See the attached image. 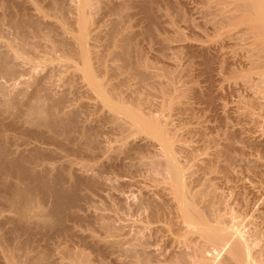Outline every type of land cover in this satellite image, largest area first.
<instances>
[{"label": "bare ground", "instance_id": "6f19581e", "mask_svg": "<svg viewBox=\"0 0 264 264\" xmlns=\"http://www.w3.org/2000/svg\"><path fill=\"white\" fill-rule=\"evenodd\" d=\"M1 1V0H0ZM4 0H2L3 2ZM7 0H5L6 2ZM15 1V4H16V1L17 0H14ZM13 0L10 2L12 3V5L14 4ZM35 1V0H34ZM34 1L31 3V1L27 0V1H23V0H18L17 2L20 3V5H16V6H12V5H7V4H10L8 1H7V4L5 3V5L2 6L0 5V8H1V11H0V38H3L5 37V35H7L8 31H13V30H18V32H14V36L16 35V33H18L17 35L19 36H15V37H18L16 38L17 40H15V42L13 41L12 42V38H10V42H12L14 45H13V48L10 47V45H7L6 44V41L5 43L4 40L2 42V40L0 42V245H3V248L1 247L0 248V264H8V263H11V264H18L17 260L19 259L16 254L14 252H16L17 248L21 245L19 242L23 239L26 238L25 242H27L28 244H26V247H25V250L28 251L26 248H27V245L28 247L31 246L29 245V242L31 239L32 236H35L36 235H40L42 237L43 240L42 243L43 245L45 246V244H47L46 246H48V241H51L53 240L51 243L55 244L56 241L58 244V242H63L62 240L64 239L63 237L64 236H71V237H75L74 241H82L83 237L80 239L79 237V233L81 230L79 229H76L78 228V225H75L74 223L72 222H77L79 223L80 221H83L82 220V216L80 214V211L83 210V203L86 205V202H88L87 200L91 199V195L88 193L87 194V190H90L88 192L92 193L91 190H94L95 191L97 190H100L99 188H101L99 186L100 183H98V181H96L95 177L91 174H94L91 172H87L88 169H85L86 171L81 170V174L78 175V178H76L75 181H73L72 179H70L69 177H67L65 175L66 172H63V168H64V171L68 168H66L65 166H68L69 165V169L70 167L74 166L75 163L77 164V161L73 160L74 162H72V160H68V163L66 162V160H63L62 158H64L62 155H58L59 152H66V151H69V152H72V153H75L76 155H80V156H85L87 153L88 155L89 154H92L94 153V149H97V146H98V151L102 148L99 149V143H101L99 141V134L102 133L100 132V127H97L95 125L93 126H87L83 123H81V121L78 120V118L76 116H78V114H75V112L73 111V109H70L68 108V98L70 96L67 95V94H63V95H59V97H53L52 95L48 94L49 92V89L50 87L48 86L49 83H50V80L52 79V77L54 76L55 74V71L51 68H49L47 74H45V76L43 75L44 72H43V76L41 77H38V75L35 76V74L33 73V70L32 72L30 73L28 69L26 68H22L23 70H20L19 67H23V66H26V65H30L31 63V60L33 62V59H20V57L18 56V53L16 52L17 49L18 51L21 50L22 52H29V51H34V49L38 48V47H42L44 50L45 48L49 51V54L51 53V55L55 54V53H59V54H63V55H68L70 56L71 58H73V60L75 59H79V60H82L83 57H81V55H84V53L86 54L87 52V48L88 47V44L87 41V36L90 37V36H93L91 41L93 42H98L96 40H102V39H105L104 37H102L101 33H97L96 31V25L98 24L99 21H96L95 23L91 21L92 18H90L92 12H93V9L95 7V10L97 12V9L96 8H99L97 4H100L103 2V0H82V4H81V7L78 6L81 8L79 10V8L77 9L76 7V10H78L77 12L74 11L73 15L74 16H71V9L70 7H72L71 5H68L70 4L71 0L69 1L68 3V0H47V3L50 2V6L48 5L49 9H50V14L48 15V13L46 14L47 18L45 19H50L52 16L53 18L55 17L56 19H59L61 18V20H65V24L64 25H60V24H57V23H54L52 20L48 21L46 20L47 22H45L44 19V13H39V1ZM105 1V0H104ZM108 1V0H107ZM106 1V3H107ZM112 1V0H110ZM109 1V2H110ZM115 0L112 1V4ZM117 1V0H116ZM162 2L163 0H121V3L120 5L123 7V6H126L128 8V6H130V8H122V10H117L118 12H127V10L129 9H136L137 7L140 8V10L143 11V15H145L142 19H145L148 23H153V22H157L158 20V14H160L159 12L161 11H157L159 10V6H157V4L159 2ZM165 1V0H164ZM168 1V0H167ZM166 1V3H167ZM186 2V0H184ZM213 2L215 0H212ZM43 2H45L43 0ZM42 1L40 3H43ZM73 2V1H72ZM71 2V4H72ZM108 2V3H109ZM118 2V1H117ZM176 2V1H175ZM198 2H204V1H198ZM208 2V1H207ZM205 1L204 4L207 3ZM210 2V1H209ZM209 2H208V6H209ZM4 3V2H3ZM34 3V4H33ZM38 3V4H37ZM79 3V2H78ZM106 3H103L102 5L104 6H107L110 8L111 6L113 5H109L111 4V2L109 4L106 5ZM116 3V2H115ZM165 3V2H164ZM163 3V4H164ZM216 5L217 7H219L223 10H226L227 12H224L222 11L221 15H222V24L225 26L226 24H229L228 26H238L239 28H241V25H242V28H243V31L245 32V34H243L242 32L243 31H239V35H245L247 36H251V43H253V47H254V53L256 57V59L251 57L248 59L249 61L253 60V58L255 60H257V66H260L259 64H263L261 67H257L259 68L258 70H264V62H261V61H264V0H217L216 2H214V4H217ZM37 4V5H35ZM46 4V2H45ZM74 4V3H73ZM160 4V3H159ZM174 4V3H173ZM176 4V3H175ZM192 4V3H191ZM211 4V3H210ZM214 4H212L214 6ZM44 5V4H43ZM77 4H75L76 6ZM115 6H117L116 4H114ZM162 5V4H161ZM195 5V4H194ZM201 5V4H200ZM199 5V6H200ZM34 6L36 8H34ZM47 6V4L45 5ZM70 6V7H69ZM101 7V5H99ZM103 6V7H104ZM114 6V7H115ZM119 6V5H118ZM119 6V7H121ZM215 6V7H216ZM5 7V9H4ZM42 7V6H41ZM46 7V9L48 8ZM51 7V8H50ZM74 7V5H73ZM108 7H104V8H108ZM158 7V8H157ZM212 7V6H211ZM216 7V9H217ZM117 8V7H116ZM193 8V7H192ZM197 8V7H196ZM218 8V9H219ZM42 9H45V7L43 6ZM41 9V10H42ZM49 9H47L49 11ZM75 9V8H74ZM73 9V10H74ZM103 9V8H102ZM121 9V8H120ZM124 9H127L124 11ZM157 11V14L156 11ZM210 9V8H209ZM214 11L216 12L215 8H213ZM217 9V10H218ZM221 9V10H222ZM38 12H37V11ZM101 10V9H100ZM98 10V11H100ZM113 10H116L115 8L113 9H110L109 11L111 12V14H115V13H118V12H112ZM137 10V9H136ZM135 10V11H136ZM139 9L137 10L138 12L140 11ZM189 10V9H188ZM193 10V9H192ZM220 10V11H221ZM32 11V12H31ZM34 11H36V13H38L39 15H41L39 17V15H34L36 13H33ZM105 11V9H104ZM103 11V12H104ZM131 11V10H129ZM141 11V12H142ZM219 11V10H218ZM218 11L216 12V14L218 13ZM30 12L32 13V15L30 14ZM71 12V13H70ZM101 12V11H100ZM110 12L108 13L110 15ZM163 12V11H162ZM168 12V11H167ZM212 13V11H210ZM134 13V12H133ZM70 14V16H69ZM95 14V11L94 13ZM92 14V17H95V15L93 16ZM107 14V13H106ZM119 14V13H118ZM126 15V17H130V12L129 14L128 13H124ZM136 14V13H135ZM138 14V13H137ZM141 14V13H140ZM163 14V13H162ZM216 14L214 13L213 16ZM220 14V13H219ZM97 15V13H96ZM129 15V16H128ZM158 15V16H157ZM210 15V14H209ZM77 16V17H76ZM134 16V14L132 15V17ZM160 16H163V15H160ZM174 16V15H173ZM182 16V15H181ZM211 16V15H210ZM218 16V15H217ZM216 17H213L212 19L215 21H217V19H221L220 15L218 16V18ZM99 16H96V19L98 18ZM136 16H134L135 18ZM169 17V16H168ZM205 17V16H204ZM220 17V18H219ZM81 18L82 20V24L83 25H78L77 24V27L75 29L74 26H76V23L78 21V19ZM104 18V17H103ZM114 18V17H113ZM118 18V17H117ZM182 18V17H181ZM206 18V17H205ZM217 18V19H215ZM99 19V18H98ZM123 19V18H122ZM120 19V20H122ZM127 19H130V18H127ZM138 19V18H137ZM161 20V17L159 18ZM112 20V19H111ZM110 20V21H111ZM141 20V19H140ZM144 20V21H145ZM160 20L159 23H160ZM217 21V23H219L220 21ZM52 21V22H51ZM91 21V26L90 24L88 25V22ZM109 21V22H110ZM135 21V20H134ZM169 21V20H168ZM181 21V20H180ZM206 21V20H205ZM61 22V21H60ZM123 22H125L123 20ZM127 22V21H126ZM130 22V21H129ZM133 22V20H132ZM137 22V21H136ZM143 22V20L141 21ZM170 22V21H169ZM64 23V22H62ZM114 25L112 27V29L110 30L109 33H107L108 35L107 36V40H109V45L111 44V47H112V52L109 51V54L111 53V55L109 56L111 59L112 57L113 58H118L120 59L121 61H125L124 64L126 63V69L127 66L129 67L130 64L133 65V67H135L136 69L135 70H131L133 69V67L128 70L130 72H134V76L133 74H131V76L133 77H139V79H141L142 81H144L145 79H147L150 75H153L151 73H149L148 71H151L150 69V66L148 64L145 63L144 66H148L149 67V70L146 69L147 67H144L142 68L143 66L140 65L143 61H139L140 63H132L133 61L135 60H132L134 59L133 56H130L132 54V49L133 48L131 45L132 44V39H134V37H137L135 36V34L137 35H141V31L138 32V30L135 32L134 30H131L133 29L134 27H127L124 29L123 28H120L117 23L113 22ZM135 23V22H134ZM139 23V22H137ZM146 23V22H145ZM143 23V24H145ZM111 24V23H110ZM122 24V23H121ZM158 24V23H157ZM162 24V23H161ZM170 24V23H169ZM189 24V23H188ZM222 24H220L219 26H223ZM108 25V24H107ZM123 25V24H122ZM150 25L152 24H149V28L151 27ZM160 25V24H159ZM215 25V24H214ZM244 25V26H243ZM100 26V25H99ZM111 26V25H110ZM109 26V27H110ZM121 26V25H120ZM125 26V25H124ZM131 26V25H130ZM158 26V25H157ZM211 26V25H210ZM223 26V27H224ZM226 26V27H228ZM5 27H7L8 29H6ZM79 27V28H78ZM146 27V26H145ZM147 27V28H148ZM153 27V26H152ZM161 27V25H160ZM216 27V26H214ZM213 27V28H214ZM138 28V27H137ZM140 28V27H139ZM148 28V29H149ZM154 28V27H153ZM152 28V29H153ZM220 28V27H219ZM229 28V27H228ZM103 29V28H102ZM106 29V28H105ZM167 29V28H166ZM226 29V28H225ZM231 29V28H230ZM48 33H47V31ZM99 30V29H98ZM143 30V28H142ZM145 30V29H144ZM159 30V29H158ZM210 30V29H209ZM213 30V29H212ZM219 30V29H218ZM229 30V29H228ZM239 30V29H238ZM46 31V32H45ZM74 31L77 32V34H79L78 36H73L72 35L69 37L70 34H72ZM147 31V30H146ZM150 32L152 31L151 28L149 30ZM206 31V30H205ZM222 31V29H221ZM226 31V30H225ZM232 31V30H231ZM230 31V32H231ZM72 32V33H70ZM106 32V31H105ZM155 32V30L153 31ZM153 32L151 33H146V34H152ZM160 32V31H159ZM215 32V31H214ZM223 32V31H222ZM7 33V34H6ZM139 33V34H138ZM225 33V32H224ZM229 33V32H228ZM93 34V35H92ZM142 34L145 35V33L142 31ZM216 34V33H215ZM223 34V33H222ZM235 34V33H234ZM10 35L12 36V34L10 33ZM33 35V36H31ZM154 35V33H153ZM220 35V34H219ZM225 35V34H224ZM239 35H238V40H239ZM10 36V37H11ZM13 36V37H14ZM104 36V35H103ZM143 36V35H142ZM226 36V35H225ZM229 36V35H228ZM235 36V35H234ZM7 38L9 37L8 35L6 36ZM38 38L39 39V43L38 42H35L34 39H32L34 42L32 43L30 41L31 38ZM61 37V38H60ZM149 37V36H148ZM152 37V36H150ZM186 37V36H185ZM230 37V36H229ZM237 37V36H236ZM243 37V36H242ZM30 38V39H29ZM60 38V39H59ZM161 38V37H160ZM167 38V37H166ZM182 38V37H181ZM213 38V37H212ZM235 38V37H234ZM246 38V37H244ZM4 39V38H3ZM6 39V38H5ZM9 39V38H8ZM40 39H44V42H42ZM56 39V40H55ZM186 39V38H185ZM224 39V38H223ZM228 39V38H227ZM226 39V40H227ZM231 39V37H230ZM7 40V39H6ZM90 40V39H89ZM158 40V39H157ZM160 40V39H159ZM162 40V39H161ZM160 40V41H161ZM177 40V39H176ZM199 40V39H198ZM237 40V38H236ZM247 40V39H246ZM8 41V40H7ZM17 41V42H16ZM106 41V40H105ZM155 41V40H154ZM231 41V40H230ZM234 41V40H233ZM249 41V40H248ZM42 42L41 45H35V44H40ZM107 42V41H106ZM156 42V41H155ZM185 42V41H184ZM232 42V41H231ZM11 43V44H12ZM44 43V44H43ZM95 43V44H96ZM134 43V42H133ZM166 43V42H165ZM219 44V43H218ZM222 44V43H221ZM232 44V43H231ZM249 44V43H248ZM93 45V44H92ZM108 45V44H107ZM140 45V44H139ZM229 45V44H228ZM94 46V45H93ZM136 46V45H134ZM170 46V45H169ZM137 47V46H136ZM162 47V46H161ZM184 47V46H183ZM186 47V46H185ZM252 47V46H251ZM110 48V46H109ZM114 48V50H113ZM146 48V47H145ZM169 48V47H167ZM166 48V49H167ZM202 48V47H201ZM204 48V47H203ZM202 48V49H203ZM220 48V47H219ZM224 48V47H223ZM16 49V50H15ZM41 49V48H40ZM41 49V50H43ZM137 49V48H136ZM163 49V48H162ZM165 49V48H164ZM170 49V48H169ZM173 49V47H172ZM38 50V49H37ZM92 50V49H91ZM111 50V49H110ZM142 50V49H140ZM178 50V49H177ZM180 50V49H179ZM199 50H201L199 48ZM205 50V49H204ZM217 50V49H216ZM39 51V50H38ZM48 51L46 52L47 55H48ZM160 51V50H159ZM207 50H205V53H206ZM221 51V50H220ZM224 51V50H223ZM250 51V50H249ZM24 52V53H25ZM44 52V53H45ZM93 52V51H92ZM91 52V53H92ZM104 52V51H103ZM140 52V51H138ZM162 52V51H161ZM172 52V51H170ZM202 52V50H201ZM204 52V51H203ZM21 53V52H20ZM32 53V52H31ZM45 53V54H46ZM74 54L73 56H71L72 54ZM88 53V52H87ZM90 53V52H89ZM88 53V54H89ZM163 53V52H162ZM205 53L203 55H205ZM33 54V53H32ZM70 54V55H69ZM87 54V56H88ZM94 54H96V56H102L100 55L101 53L100 52H95L94 51ZM93 54V56H94ZM105 54V53H104ZM158 54V53H157ZM90 55V54H89ZM192 55V54H191ZM222 55V54H221ZM248 55H249V52H248ZM251 55H252V52H251ZM34 56V55H33ZM46 56V55H45ZM54 56V55H53ZM58 56V55H56ZM86 56V57H87ZM92 56V57H93ZM106 56V54H105ZM108 56V55H107ZM219 56V55H218ZM259 56V57H258ZM50 57V56H49ZM55 57V56H54ZM61 57V56H60ZM64 57V56H63ZM67 57V56H66ZM95 57V56H94ZM121 57V58H119ZM148 57V56H147ZM201 57V56H200ZM51 58H53L51 56ZM69 58V57H68ZM136 58V57H135ZM205 58V57H204ZM222 58V57H220ZM259 58V60H258ZM261 58V60H260ZM45 59V58H43ZM50 59V58H49ZM56 59V58H55ZM77 59V60H78ZM86 59V58H85ZM97 59V58H95ZM94 59V60H95ZM102 59V58H101ZM209 59V58H208ZM217 59V58H215ZM263 59V60H262ZM52 60V59H51ZM50 60V61H51ZM92 60V59H91ZM132 60V62H131ZM150 60V59H149ZM184 60V59H183ZM227 60V59H226ZM247 60V59H246ZM253 60L252 62H250V64L254 63L255 67H256V61ZM47 61V60H45ZM84 61V60H83ZM88 61H89V58H88ZM88 61H85V64H82V63H79L78 67L81 66L80 64L83 65V67L86 66V70L88 68V73H90V77H88L89 75L87 74L86 71V74L88 75L87 76V79L91 78V86H89L92 90L95 89L96 90V93L100 95V98L101 96L103 97V99H110V102H112L113 98L115 100L114 103H117L118 100L121 98V94L119 93V87L120 86H117L115 85L116 87H118V93L121 95L120 98L118 96V93H117V88H115V86L113 87L111 84L110 86H112L110 88V90L108 89L107 90V93L104 92L105 88L106 87H101L99 86V82H98V79L99 77H96L94 75V69L96 70L97 68L95 67L94 68V64L92 61H89L90 63H88L86 65V63ZM248 61V62H249ZM255 61V62H254ZM82 62V61H81ZM92 62V63H91ZM199 62V61H198ZM207 62V61H205ZM77 63V62H76ZM98 65L100 64L99 62H97ZM115 63V62H114ZM182 63V62H181ZM227 63V62H226ZM247 63V62H246ZM32 64V63H31ZM139 64V65H138ZM207 64V63H206ZM97 65V67H98ZM104 65V64H102ZM114 65V64H113ZM178 65V64H177ZM208 65V64H207ZM211 65V64H210ZM228 65V64H227ZM31 66V65H30ZM29 66V67H30ZM64 66V65H62ZM69 66V65H68ZM67 66V67H68ZM96 66V65H95ZM108 66V65H107ZM112 66V65H111ZM138 66V68H137ZM142 66V67H141ZM202 66V65H201ZM212 66V65H211ZM246 66V65H245ZM249 66V64L247 65V67ZM251 66V65H250ZM253 65L251 67H254ZM47 67V66H46ZM70 67V66H69ZM68 67V68H69ZM77 67V66H76ZM77 67V68H78ZM99 67H102L99 65ZM99 67H98V70H99ZM124 67V66H123ZM140 67V68H139ZM156 67V66H155ZM246 67V68H247ZM250 67V70L251 71H254L252 70ZM64 68V67H63ZM105 68V67H102V69ZM142 68V70H141ZM194 68V67H193ZM202 68V67H201ZM262 68V69H261ZM46 69V68H45ZM48 69V67H47ZM58 69V68H57ZM56 69V70H57ZM65 69V68H64ZM67 69V68H66ZM65 69V70H66ZM116 69V68H115ZM145 69V70H143ZM156 69V68H155ZM70 70V69H69ZM78 70V69H76ZM81 70V69H80ZM79 70V71H80ZM108 70V69H107ZM123 70V69H122ZM147 70V71H146ZM153 70V69H152ZM179 70V69H178ZM212 70V68H211ZM249 70V69H248ZM249 70V71H250ZM257 70V69H256ZM262 70V72H263ZM42 71V70H41ZM94 71V72H93ZM104 71V70H103ZM115 71V70H113ZM121 71V70H120ZM208 71V69H207ZM248 72L246 75L247 76H244L243 79L247 80V85H248V81L250 83L251 80H248V79H252V73L253 72ZM40 72V71H39ZM57 72V71H56ZM77 75H73V77L71 78V81L70 83L74 80V82H72L71 84L73 85L74 83L76 84L75 80L76 77L78 76V78L80 77V75H78V71H76ZM246 72V71H245ZM38 74V73H37ZM60 74V73H59ZM64 74V73H63ZM108 74V73H107ZM181 74V73H180ZM249 74H251V78L249 77ZM254 74V73H253ZM260 74V73H259ZM262 74V73H261ZM41 74H39L40 76ZM82 75V74H81ZM102 75V74H101ZM255 75V74H254ZM253 75V76H254ZM257 75V74H256ZM85 76V75H84ZM130 76V78H131ZM210 76V75H209ZM259 76V75H258ZM258 76L256 78H258ZM264 72H263V75L259 76V79L261 78L262 82H264ZM25 77H29V80H23V78ZM83 77V76H82ZM103 77V76H102ZM184 77V76H183ZM247 77V79H246ZM75 78V79H74ZM77 78V79H78ZM108 78V77H107ZM150 78H153L152 77H149ZM188 78V77H187ZM254 78V77H253ZM80 80L83 79V78H79ZM84 79H86L84 77ZM133 79V78H132ZM4 81L7 83L4 84V82H1V81ZM111 80V78H110ZM138 80V79H137ZM180 80V79H179ZM258 80V79H256ZM54 81V80H53ZM69 81V80H68ZM100 81V80H99ZM141 81V82H142ZM160 81V80H159ZM253 81V80H252ZM259 81V83H261ZM18 82H20V84L23 86L21 88L17 87V84ZM48 82V83H47ZM84 82V81H83ZM102 82V81H101ZM100 82V83H101ZM108 82V81H107ZM246 82V81H244ZM69 83V84H70ZM88 82V84H90ZM171 83V81H170ZM48 84V85H47ZM67 84V83H66ZM183 84V83H182ZM252 84V83H251ZM256 83H254L255 85ZM263 84V83H262ZM102 86H104L103 84H101ZM106 85V84H105ZM152 85V84H151ZM250 85V84H249ZM253 85V84H252ZM70 86V85H69ZM76 86V85H75ZM109 86V85H108ZM107 86V87H108ZM168 86V85H167ZM261 86V85H260ZM85 87V86H84ZM101 87V88H100ZM151 87V86H150ZM172 87V85H171ZM191 87V86H190ZM250 87V86H249ZM156 88V87H155ZM160 88V87H159ZM255 88V86H254ZM104 89V90H103ZM173 89V88H172ZM196 90H198L197 88H194ZM252 89V88H250ZM263 89V88H262ZM51 90V89H50ZM90 90V89H89ZM94 90V91H95ZM171 90V89H170ZM191 91V89H189ZM193 90V88H192ZM261 90V89H260ZM69 91V90H68ZM73 91V90H72ZM79 91V90H78ZM126 91V90H125ZM129 91V90H128ZM133 91V90H132ZM176 91V90H175ZM174 91V92H175ZM199 91V90H198ZM255 91V90H253ZM115 92H116V97H118L119 99L117 100L115 98ZM130 93H137L138 91L135 90V92H131L129 91ZM129 92L128 94L126 93V95H128V99L130 97L129 95ZM141 92V91H140ZM143 92V91H142ZM178 92V91H177ZM176 92V93H177ZM186 92L190 93L188 90H184V92L181 94L183 96V94L185 93V98H187V96L189 95H186ZM195 93V91H191V95L189 96V100L191 98L192 95H195V94H192ZM197 92V91H196ZM65 93V92H64ZM67 93V92H66ZM69 93V92H68ZM71 93V92H70ZM163 93H166V92H163ZM169 93V92H168ZM172 93V92H171ZM170 93V94H171ZM200 93V91L198 92V94ZM202 93V92H201ZM258 93V90L257 92ZM255 93V94H256ZM261 93V91H260ZM135 100L139 101V96L137 97V94L135 95ZM149 94V93H148ZM173 94V93H172ZM175 94V93H174ZM196 94V95H198ZM74 95V94H72ZM138 95H141V94H138ZM156 95V94H155ZM163 95V94H162ZM254 95V94H253ZM56 96V95H55ZM124 96V95H123ZM132 96V94H131ZM154 96V95H153ZM152 96V97H153ZM164 96V95H163ZM162 96V97H163ZM181 96V97H182ZM255 96V95H254ZM257 96V94H256ZM255 96V97H256ZM263 96V95H262ZM144 96H140V98H143ZM161 97V98H162ZM171 97V96H170ZM177 97V96H176ZM202 97V96H201ZM125 99L127 97H124ZM132 97H130L131 99ZM154 98V97H153ZM175 98V97H173ZM184 98V96H183ZM259 98V96H258ZM257 98V99H258ZM96 99V97H95ZM124 99V100H125ZM126 99V101L128 102L129 104V100ZM133 99V98H132ZM144 99V98H143ZM142 99V100H143ZM167 99V98H166ZM196 99V98H195ZM117 100V102H116ZM121 100V99H120ZM123 100V98H122ZM119 101L121 104H114L112 105L111 103V107L110 109H106L107 111H103V114L105 112H107L106 116L103 118L106 122L110 121V122H115V123H119L118 126L121 128L122 131L126 132L127 130H137L138 132H144V133H149L150 135H152L151 138H154L157 140L158 144L157 146H159V151L160 153H154L155 155H157V159H151V156H150V159L146 160V161H142L140 160V162L142 161L143 162V165H141L142 167H146V169L150 172L148 176L149 178L151 177V181H149L151 184H153L156 188V190L152 187V191L149 192L148 194H146V192H148V190L150 191V188L149 186L151 185L150 183L148 184L147 183V187L146 188V185H145V189L143 190V192L148 189L147 191H145V195H149L148 197L152 196L150 200H148L146 197V199L148 201H143V203L139 201L138 203V206L139 204H142V207H147L148 210L150 211H145L146 212V215L147 213L149 215L147 216H144L146 218L143 219V221L145 219H148L150 218L151 220H145L146 222L150 221L149 223L147 224H150L149 227L150 229L152 228L151 227V223L152 225L153 224H162L164 223L163 225L161 226H156L155 228L153 227V229L155 230H163V237H164V231H167L166 233H169L170 231L167 230L166 228V224H168L169 222V225L171 224L174 228V235H177V236H186V239H187V242H184V247L183 246H180L182 249L180 251V247L178 248L177 247V250L175 249V251L173 250L174 248L176 247H172L173 245L171 244H174L176 243L175 241V237L174 240L172 239V237L169 236V234H167L171 239L168 238V236L165 234V237L164 238H167V240H173L171 242L173 243H170L169 247L170 249H172L174 252H176L177 254H173L171 255V257L169 258L167 255L166 259H164V261L167 263V264H194V262H199L198 264H202V262L204 261V264H209L210 261H214L213 263L211 264H218L216 260H218V258H223L220 260L219 258V261L222 262V264H245V260H249V262L247 264H264V243H261L263 241H260L259 238H261V240L264 238L263 237V234L262 233H259L257 232L258 231H262L264 230L262 228V230L260 229L261 226L264 225V223L260 224L261 226L256 227V229L254 228L253 230L256 231L254 232V235H251V237L253 238V241H251L250 244H247V238L245 236H240L239 237V234L237 231H232V230H229V228L227 227L226 225V218H224V214L222 215V211H223V208H222V205L220 202V198L223 200V198L221 197V195H219V192H217V190L215 189V186L214 184L212 185V187H209L210 183L208 182L209 181V178L207 177L209 174L210 176H213L214 172L217 173L216 169L218 167L219 169V166L217 165L216 169H213L214 172L209 171L210 168L215 165H211V162L213 161V158L211 156V160L210 158L208 157V160L206 161H210V165L211 167L207 166L206 167H209V168H206L205 167V170H201L202 168L204 169V166L201 168V169H198V168H194L195 166L197 167V165H193L195 164L194 160L195 158H193L192 156H190L191 158H193L192 160L185 156H188L189 154H191L190 151H188V148L185 147L184 145H179L177 143V141H179L178 139L181 138L180 136V132L177 131V133H179V135L176 133L175 130H178V129H175L176 126L173 125V129L170 128L171 124L168 120L163 121V119L166 117V113L168 114L169 112H162L164 114V116L162 118H156L153 115V112L151 114H147L148 112L144 111L147 107L150 108V103L148 99L145 98L144 101H146L148 103V105L146 106L144 103L146 102H143L144 104V107L142 106V100H140L139 102H136V103H139L137 105L138 106H135L134 102L131 100L130 102H132V104H134L133 106H129V105H126L125 106V103L127 104V102L125 101ZM148 100V101H147ZM155 100V99H154ZM168 100V99H167ZM194 100V99H192ZM199 100V99H198ZM255 100V99H254ZM163 101V99H162ZM165 101V100H164ZM163 101V102H164ZM172 101V100H171ZM262 101V100H261ZM97 102V101H96ZM105 102V101H103ZM157 102V101H156ZM162 102V103H163ZM183 102V101H182ZM259 102V101H258ZM92 103V102H91ZM98 103V102H97ZM107 103V101H106ZM161 103V102H160ZM160 103H158L160 105ZM170 104V101L168 102ZM180 103V102H179ZM186 102L184 101V103H182V105L185 107ZM188 103V102H187ZM253 103V102H252ZM257 103V102H256ZM260 103V102H259ZM258 103V104H259ZM72 104V103H70ZM95 104V103H94ZM93 104V105H94ZM108 104V103H107ZM107 104H105L107 106ZM154 104V103H153ZM156 104V103H155ZM167 104V103H166ZM168 104V105H169ZM172 104V103H171ZM170 104V107H172ZM174 104L176 105V102H174ZM181 104V103H180ZM178 104V108L177 106L173 105L174 107H172L173 109L174 108H177V111L179 112V110H183L181 107H183L182 105ZM191 105H193L195 107L194 104L190 103ZM189 104V107L187 105V107L189 108V110H192L193 109V112L194 110H197V109H194V107L190 106ZM92 105V104H91ZM97 105V104H96ZM140 105L142 106L143 108V113L141 111V107ZM152 105V104H151ZM158 105V106H159ZM168 105H163L162 107H167ZM257 105V104H256ZM20 106V108L18 107ZM74 106V105H73ZM100 106V105H99ZM102 106V105H101ZM146 106V108H145ZM150 106V107H149ZM155 106V105H154ZM255 106V105H254ZM258 106V105H257ZM264 106V105H263ZM262 106V107H263ZM97 107V106H96ZM192 107V109L190 108ZM261 107V106H260ZM261 107V108H262ZM73 108V107H72ZM93 108V107H92ZM95 108V107H94ZM145 108V109H144ZM152 108V107H151ZM170 108V109H172ZM188 108H185L188 110ZM225 108V107H224ZM256 108V107H255ZM259 108V107H258ZM68 109V110H67ZM70 109V110H69ZM102 109L104 110L105 108L102 107ZM102 109H100V111H102ZM162 109V108H161ZM179 109V110H178ZM205 109V108H204ZM95 110V109H94ZM99 110V109H98ZM169 108L167 107V110L168 111ZM175 110V109H174ZM201 110V109H200ZM225 110V109H224ZM261 110V109H260ZM264 110V109H263ZM76 111V110H75ZM149 111V110H147ZM152 111V110H151ZM163 111V110H162ZM170 113L172 112L171 110H169ZM199 111V110H198ZM258 111V110H257ZM78 112V111H77ZM150 112V111H149ZM264 112V111H262ZM168 115V117H172L175 115L173 114V112ZM177 113V112H175ZM180 113V112H179ZM177 113V114H179ZM189 113V112H188ZM223 113V112H222ZM230 113V112H229ZM252 113V112H251ZM80 114V113H79ZM162 114V115H163ZM173 114V115H172ZM176 114V116H177ZM96 115V114H95ZM259 115V114H258ZM263 115V114H262ZM99 116V115H98ZM159 116V115H157ZM179 116V115H178ZM181 116V114H180ZM226 116V115H225ZM240 116V115H239ZM260 116V115H259ZM79 117V116H78ZM102 117V116H101ZM80 118V117H79ZM167 118V117H166ZM181 118V117H180ZM225 118V117H224ZM261 118V117H260ZM101 119V118H100ZM162 119V120H161ZM170 121L173 122V119L172 118H168ZM177 119V118H176ZM179 119V118H178ZM177 119V120H178ZM227 119V118H226ZM230 119V118H229ZM234 119V118H233ZM232 119V120H233ZM17 120H20L22 122V124L20 122H18ZM81 120V119H80ZM96 120V119H95ZM102 120V121H104ZM94 121V120H93ZM98 121V120H97ZM100 121V120H99ZM176 120H174V123H175ZM179 121V120H178ZM181 121V120H180ZM226 121V120H225ZM95 122V121H94ZM205 122V121H204ZM256 122V121H255ZM98 123V122H97ZM109 123V122H108ZM114 123V124H115ZM223 123V122H222ZM232 123V122H231ZM261 123V122H260ZM95 124V123H94ZM100 124V123H98ZM102 126H103V123H101ZM107 124V123H106ZM24 125V126H23ZM105 125V124H104ZM117 125V124H115ZM181 125V124H180ZM23 126V127H22ZM28 126L31 128L30 129H27ZM87 126V127H86ZM95 126V127H94ZM210 127V126H209ZM217 127V126H216ZM27 129V131L24 130ZM103 128V127H102ZM120 128H118L120 130ZM208 129V127H206ZM212 130L213 129V126H211ZM211 128H209L211 130ZM22 130L23 133H21L22 131L19 132V130ZM180 129V127H179ZM182 129H183V126H182ZM186 129V128H185ZM197 129V128H196ZM204 129V128H203ZM31 132L30 134L29 131ZM205 130V129H204ZM183 131V130H182ZM131 132V131H130ZM185 132V131H184ZM193 132V131H191ZM233 132V131H232ZM123 133V132H122ZM128 133V132H127ZM126 133V134H127ZM182 133V132H181ZM187 133V132H186ZM199 133V132H198ZM207 133V132H206ZM209 133V132H208ZM202 134V133H201ZM146 135V134H145ZM194 135V133H193ZM207 135V134H206ZM230 135V134H229ZM101 136V135H100ZM234 136V135H232ZM238 136V135H236ZM102 137V136H101ZM180 137V138H179ZM204 137V136H203ZM208 137V136H207ZM217 137V136H216ZM151 138H149L151 140ZM237 137H235L234 139H236ZM251 139V138H250ZM249 140V139H248ZM207 141V140H206ZM213 141V140H212ZM238 141V140H237ZM182 142V141H181ZM181 142H179L181 144ZM242 142V141H240ZM37 143H39V145H46L47 147H40L39 145H37ZM94 143L96 145H94ZM183 143V142H182ZM34 144L32 147L31 145ZM185 144V143H184ZM217 144V143H216ZM231 144V143H230ZM236 144V143H235ZM26 148H28L30 146V149H28L27 151H29V156L26 155V150H21V147L24 146ZM27 145V146H26ZM92 145H94L96 148H93ZM187 145V144H186ZM229 145V144H228ZM233 145V144H232ZM50 146H54L53 148H51ZM139 147V146H138ZM154 147V146H153ZM190 147V146H188ZM194 147V146H193ZM192 147V148H193ZM156 147H154L153 149H155ZM137 149V148H136ZM147 149V148H146ZM190 149V148H189ZM231 149V148H230ZM156 150V149H155ZM158 150V149H157ZM181 151V150H184V153L187 151L189 153H187V155L184 156V158L188 159H183L188 161V163L192 162L193 163H190L192 164L191 167L188 166V168L186 169V166L188 165V163L186 162V164H183V165H186L185 166V170L183 169V166L181 168L180 164H179V160L177 159L178 157V153L177 151ZM194 152H195V149H193ZM193 150L191 149L192 153H193ZM197 150V149H196ZM101 151V150H100ZM130 151V149H129ZM133 151H134V148H133ZM201 151V150H200ZM200 151H198V153H200ZM69 152L65 153V154H68ZM136 152V151H135ZM155 152V151H153ZM183 152V151H182ZM28 153V152H27ZM151 153V152H150ZM177 153V154H176ZM181 153V152H180ZM130 154V153H129ZM154 154H153V157H154ZM197 154V153H196ZM202 154V153H201ZM212 154V153H211ZM219 153H216V155H218ZM69 157L71 156V154H68ZM74 155V154H73ZM86 155V157L88 156ZM94 156H97L94 154H92ZM134 155V154H133ZM147 154H145L146 156ZM151 155V154H149ZM177 155V156H176ZM200 155V154H198ZM196 156V159L197 157L199 156ZM205 155V154H204ZM203 154L200 155L201 158H205L203 157L204 156ZM215 155V153H214ZM213 155V156H214ZM215 155V156H216ZM60 156V157H59ZM62 156V157H61ZM75 156V155H74ZM77 156V157H78ZM91 156V155H90ZM130 156V155H129ZM144 156V157H145ZM160 156V158L158 157ZM208 155H206L207 157ZM68 157V156H67ZM66 157V158H67ZM76 157V156H75ZM89 157V156H88ZM143 157V158H144ZM147 158H149L148 156H146ZM195 157V156H194ZM83 158V157H78L79 159V162H80V159ZM92 158V157H91ZM181 158V159H182ZM199 158L200 160V164H202V159ZM51 159L53 160H60L58 161V164H56L57 166H54L55 163L53 164H49L50 161H52ZM65 159V158H64ZM84 159H87V158H84ZM142 159V158H141ZM191 161H190V160ZM46 160H48L49 162H47ZM83 160V159H81ZM88 160V159H87ZM99 160V159H98ZM183 160V161H184ZM205 160L203 162V164H205ZM220 160V159H218ZM70 161V162H69ZM198 161V159H197ZM196 161V163H198ZM214 161H215V158H214ZM40 162L38 167H42L41 170L38 169V167L34 168V163L36 165V163ZM66 162L68 165H66ZM103 162V161H102ZM109 162V161H108ZM141 162V164H142ZM42 163V164H41ZM182 163V162H181ZM214 163V162H212ZM60 164V165H59ZM79 164V163H78ZM105 164V163H104ZM129 164V163H128ZM199 164V168L201 167ZM202 164V165H203ZM208 164V163H207ZM217 164V163H215ZM81 165V164H79ZM111 165V164H110ZM118 165V164H117ZM93 166V165H92ZM134 166V165H133ZM139 166V164H138ZM194 166V167H193ZM227 166V165H226ZM76 167V166H75ZM78 167V166H77ZM81 167V166H80ZM90 167V166H89ZM94 167V166H93ZM195 169V171L193 170V168ZM212 167V168H213ZM95 168V167H94ZM104 168V167H103ZM211 168V169H212ZM101 169V168H100ZM106 169V167H105ZM146 169L144 168V170L146 171ZM207 169V170H206ZM217 169V170H218ZM229 169V168H228ZM72 170V168H71ZM92 170H95V169H92ZM143 170V169H142ZM143 170V171H144ZM198 170L200 171V173H204L205 171V175L208 179V181L206 180L205 176H200L201 178H205V182L203 180H201V182L203 183H199L200 181H198L199 179H197V181H193V182H190L191 180H194L196 179L195 178V172ZM221 170V169H220ZM227 170V169H226ZM68 171V169L66 170ZM96 171H98L96 169ZM79 172V171H78ZM95 172V171H94ZM207 172V174H206ZM212 172V174H211ZM69 173V172H68ZM74 173V172H73ZM90 173V174H89ZM97 173V172H96ZM105 173V172H104ZM147 173V171H146ZM209 173V174H208ZM15 175L14 178L16 177L19 181H21L20 185L22 187H20L19 185H16L15 183L9 181V180H5L3 181V177H7V175ZM199 174L196 173V175H198V178L199 177ZM203 174V175H204ZM73 175V174H72ZM95 175V174H94ZM99 175V174H98ZM201 175V174H200ZM219 175V172L216 174V176ZM70 176V174H69ZM75 176V175H74ZM77 176V174H76ZM97 176V175H96ZM159 176H162L159 177ZM192 176H194L192 178ZM215 176V175H214ZM215 176V177H216ZM13 177V176H12ZM197 177V176H196ZM214 177V178H215ZM11 178V177H10ZM98 178V177H97ZM100 178V177H99ZM147 178V177H146ZM213 178V177H212ZM213 178L212 182L214 181H217ZM219 178H220V175H219ZM148 179V178H147ZM191 179V180H189ZM218 179V178H217ZM98 180V179H97ZM222 181V177L220 179ZM219 180V181H220ZM100 181V180H99ZM209 183H207V182ZM195 182V183H194ZM107 183V182H106ZM198 183V184H197ZM221 183V182H220ZM103 186V185H102ZM214 186V187H213ZM199 188V189H198ZM217 188V187H216ZM86 190V191H85ZM94 191V192H95ZM85 192V193H84ZM96 193V192H95ZM151 193V195H150ZM97 194V193H96ZM103 194H101L102 196ZM144 195V194H142ZM95 196V194L93 195ZM157 196H159L157 198ZM141 198V197H140ZM93 199V198H92ZM102 199H106L104 196L102 197ZM142 199V198H141ZM140 199V200H141ZM145 199V200H146ZM96 200V199H95ZM99 200V199H98ZM120 200V198H119ZM143 200V199H142ZM86 201V202H85ZM91 201V200H90ZM94 202V200H92ZM125 202V201H124ZM123 202V203H124ZM91 203V202H90ZM96 203V202H95ZM100 203V201H99ZM126 204V203H125ZM112 205V204H111ZM89 206V205H88ZM141 206V205H140ZM127 207V206H126ZM224 207V206H223ZM138 208V207H137ZM141 209V207H139ZM226 208V209H225ZM224 210L225 213L228 211V208L225 206ZM88 209H90L88 207ZM87 209V210H88ZM95 209V208H94ZM143 209V208H142ZM141 209V210H142ZM145 209V208H144ZM143 209V210H144ZM222 209V210H221ZM97 210V209H96ZM139 210V209H137ZM147 210V209H146ZM15 212L17 211L15 214L17 215V218L16 217H13V216H9V214L5 215V212ZM91 211V210H90ZM19 212V213H18ZM137 212H140V211H137ZM224 212V211H223ZM18 213V214H17ZM100 212H98L99 214ZM141 213V212H140ZM144 213V211H143ZM264 213V212H263ZM89 214V213H88ZM13 215V214H12ZM15 215V216H16ZM106 214H102V215H97L98 217V220L101 221L100 222V228L101 230L104 231H107V233L111 230V232L113 233V236H116L114 237L117 238L119 232H114L112 231L113 229V225L106 221L104 222L105 220H108V218H110L109 216H105ZM143 215V214H142ZM141 215V216H142ZM90 216V215H89ZM92 216V215H91ZM150 216V217H148ZM264 216V214H263ZM261 215V217H263ZM107 217V218H106ZM148 217V218H147ZM85 218V217H84ZM95 218V217H94ZM105 219V220H104ZM85 220V219H84ZM97 220V219H95ZM104 220V221H103ZM264 220V219H263ZM103 221V222H102ZM110 221V219H109ZM112 221V220H111ZM166 221V223L164 222ZM168 221V222H167ZM70 222V223H69ZM142 222V221H141ZM145 222V223H146ZM75 225V226H72V224ZM98 223V222H97ZM136 223V222H135ZM138 224V223H137ZM259 224L257 226H259ZM97 225V224H96ZM99 225V223H98ZM117 225V224H116ZM128 225V224H127ZM133 225V224H132ZM138 226V225H137ZM140 226V224H139ZM139 226L137 227V229L139 228ZM142 227L145 226L147 227L146 225H141ZM141 227V228H142ZM149 227H147V231H150L149 230ZM264 227V226H263ZM90 228V227H89ZM116 228V227H114ZM134 228H136V224L134 225ZM144 228V227H143ZM142 228V229H143ZM86 229V228H85ZM142 229H138L136 230V235L134 236H138L139 234L142 235L143 233L142 232H145L143 231ZM152 229V230H153ZM90 230V229H89ZM115 230V229H113ZM142 230V232H141ZM151 230V231H152ZM100 231V230H99ZM116 231H117V228H116ZM119 231V230H118ZM139 233H138V232ZM146 231V234L143 235L144 238H146V236L148 237L147 232ZM154 231V230H153ZM152 231V232H153ZM160 231V232H161ZM160 232H157L155 231V233L157 234H160ZM80 233H83V232H80ZM106 233V232H105ZM111 233V234H112ZM151 233V232H150ZM22 234H25L23 236H26V237H22L21 235ZM89 235H86L83 233V236L85 235L86 237H89L90 236V233H88ZM114 234H117V235H114ZM138 234V235H137ZM253 234V232H252ZM262 236H261V235ZM102 235V234H101ZM100 235V236H101ZM128 235H132V234H128ZM127 235V236H128ZM146 235V236H145ZM60 236H63V237H60ZM82 236V234H81ZM84 236V238L86 239V237ZM92 236L95 237L92 239ZM105 236V235H104ZM124 236V235H122ZM173 236V235H171ZM77 237L79 239H77ZM103 237V236H102ZM110 237V236H109ZM112 237V236H111ZM131 239H133L132 237L133 236H129ZM127 237V238H129ZM33 238V237H32ZM58 238H62V240L58 241V240H55V239H58ZM68 238V237H67ZM96 237L95 235L91 234V239L92 240H95ZM108 238V237H107ZM106 238V239H107ZM113 238V237H112ZM120 238V237H119ZM144 238L142 240V238L139 236V239L136 238L137 240H135V237L133 239V241L135 240L137 243H131L132 244V247L131 245L129 244L130 242L127 241L126 239H124L123 241L120 239H117L119 241H114V239L112 240H105V242H103L104 240H100V244H102V246H104V248L106 249H109V248H113L112 251L116 252L115 249L117 248V251H121L122 249L125 250V253L127 254H130V256H127L128 257H131V254L134 255H138L136 256V258H138L136 260V258L134 259V257L132 258L131 257V261L132 259L136 260L134 262V264H151L153 263L151 258L148 257L149 255L147 254H151L152 251L148 252L146 251L147 249L145 248L146 245L148 247V250H149V241H145L146 243H143L144 242ZM28 239V240H27ZM39 239V238H37ZM72 239V240H73ZM77 239V240H76ZM88 239V238H87ZM86 239V240H87ZM90 239V241H91ZM104 239V238H103ZM123 239V238H122ZM149 239V237L147 238V240ZM22 240V241H23ZM35 240V239H34ZM55 240V242H54ZM69 240V238H68ZM71 240V239H70ZM97 240V239H96ZM126 240V241H125ZM146 240V239H145ZM264 240V239H263ZM40 241V242H41ZM121 242H124V244L126 245H130V246H126L124 245L123 243H120ZM134 241V242H135ZM167 241V242H168ZM175 241V243H174ZM14 242H18V244H20L19 246H16L15 244V248H11V245H13ZM38 242V241H37ZM44 242H48V243H44ZM67 246L66 245H63L64 247L62 248V246H60L62 249H64V253L67 254L68 252H72V253H68V255H72V258H71V261L70 263L68 264H93V260H91V257L90 256H87L86 254H84V251L82 252V250L80 249V253H79V249L77 250V252H74L75 255H73V246L68 247V241H65ZM72 242V241H71ZM70 242V243H71ZM72 242V243H73ZM97 242V241H96ZM126 242V243H125ZM129 242V243H127ZM179 242V243H178ZM177 244L176 245H180V241L178 240ZM23 243V242H22ZM41 243V245H42ZM71 243V244H72ZM92 244L95 243V242H91ZM195 243L194 246H192V244ZM259 243V244H258ZM32 244V243H31ZM36 244V243H35ZM40 243H38L39 245ZM50 244V243H49ZM53 244V245H54ZM56 244L54 246H56ZM61 244V243H60ZM97 244H99L97 242ZM99 244V245H100ZM105 244V245H104ZM146 244V245H144ZM254 244V245H253ZM262 245V247L259 246V248L257 247L258 245ZM24 245L25 243H23V245H21V248H18L17 252L19 251H24ZM59 245V244H58ZM74 245V244H73ZM78 245V243H77ZM80 245V244H79ZM94 245V244H93ZM96 245V243H95ZM94 245V246H95ZM121 245L127 249L130 247L131 249L127 250V249H124L121 247ZM178 245V246H179ZM228 245H230V248L227 252H225L226 255H224L223 257V253L225 251V248L228 249ZM253 245V246H252ZM256 245V248L253 249ZM23 246V247H22ZM37 246V245H36ZM76 246V245H75ZM97 246V245H96ZM240 246V247H239ZM35 248V246H32L30 248ZM40 247V246H39ZM59 247V246H58ZM66 247V248H65ZM67 247H68V251L67 250ZM90 247V246H89ZM236 247H239V249H237ZM253 247V248H252ZM28 248V249H30ZM33 248V249H34ZM42 248V247H40ZM56 249V248H55ZM68 251H66V250ZM93 249V247H92ZM118 249H121V250H118ZM140 249V250H139ZM179 249V250H178ZM38 250V249H37ZM44 250V249H43ZM96 250V249H95ZM122 250V251H123ZM40 251V250H39ZM42 251V250H41ZM59 251V250H58ZM90 251V250H89ZM171 251V250H170ZM172 251V253H173ZM178 251V252H177ZM183 251V252H182ZM32 252V251H30ZM30 252H24V253H27L23 258L25 259V264H55L56 261H54L52 258H51V255L49 253H42L40 254L39 252L36 253V255H30L31 253ZM88 252V251H87ZM86 252V253H87ZM91 252V251H90ZM113 252V253H114ZM148 252V253H147ZM179 252H181L180 254H178ZM20 253V252H19ZM51 253V251H50ZM57 253V252H56ZM92 253V252H91ZM122 254H124V252H121ZM211 256V258L207 257L208 254ZM217 253V254H216ZM15 254V255H14ZM33 254V253H32ZM59 254V253H58ZM88 254V253H87ZM95 254V253H94ZM115 254V253H114ZM153 254V253H152ZM151 254V255H152ZM170 254V253H169ZM98 255V253H97ZM119 255V254H118ZM126 255V254H125ZM19 256V255H18ZM67 256V255H66ZM92 256V254H91ZM22 257V256H21ZM20 257V258H21ZM115 257V255L113 256ZM148 257V258H147ZM18 258V259H17ZM150 258V260H149ZM165 258V257H164ZM198 258L200 260H203V261H198ZM17 259V260H16ZM57 259V258H56ZM93 259V258H92ZM95 259V258H94ZM193 259H196V261H194ZM92 262H91V261ZM106 260V259H105ZM116 260V259H114ZM163 260V259H161ZM157 261L160 262V264H162L163 262L162 261ZM12 261V262H11ZM21 261V260H20ZM66 260H64L65 262ZM101 261V260H100ZM125 261V260H123ZM122 260H120V262L118 261V263H122L123 262ZM130 264L133 263L130 262V260H128ZM216 261V263H215ZM23 262V260H22ZM95 262V261H94ZM112 262V261H111ZM114 262V261H113ZM126 262V261H125ZM162 262V263H161ZM201 262V263H200ZM220 262V264H221ZM20 263V262H19ZM57 263H61V261L59 262V260L57 261ZM56 263V264H57ZM67 263H63V264H67ZM97 262H95L96 264ZM99 263V262H98ZM105 263V262H104ZM165 263V264H166ZM101 264V262H100ZM115 264V262H114ZM126 264V263H125ZM159 264V263H158Z\"/></svg>", "mask_w": 264, "mask_h": 264}, {"label": "rangeland", "instance_id": "374dc122", "mask_svg": "<svg viewBox=\"0 0 264 264\" xmlns=\"http://www.w3.org/2000/svg\"><path fill=\"white\" fill-rule=\"evenodd\" d=\"M7 1L10 4H7ZM7 1L5 2V0H4L3 1L4 3H3L2 0H1L0 1V5L2 6V4H3V6H4L5 3L7 5H12V3L10 2V0H7ZM17 1H16V4H15V1L13 2L14 3L13 4L14 6H16L19 3ZM23 1H27V0H23ZM30 1L32 3L34 0H30ZM35 1H38V0H35ZM35 1H34V3H35ZM41 1L43 2V0H40L39 1V4L38 3L37 4L40 6L39 9L40 8L42 9L43 6L45 7V9H42V10L40 9L39 10V13H41V14L44 13V16H43L44 19L43 20H45V22H47L46 20H48V21L52 20L54 23H57V24H60V25H64L65 24V20H61V18L56 19L55 17L53 18L52 16H50L51 17L50 19H45V18L49 17L46 14L48 13V15H49L51 13L50 12V9L48 7V5L50 4V2L47 3V0H44L46 2V4H47V6H45L46 5L45 2L40 3ZM69 1L70 0H68V3H69ZM106 1L107 0H105V1L103 0L102 3L97 4L98 7H99V8H96L97 9V12H96L95 7H94L92 14L95 11V14H93V16L95 15V17H92V14L90 16V18H92L91 19L92 22L95 23L96 21H99L98 24L96 25V27H97L96 28V31H97V33L100 32L101 35H102V37H104L105 39L96 40V41H98L96 43L94 41L93 42L91 41V39H92L93 36H90V37L87 36V39H88L87 43H89L88 44V47L90 46L89 48H87V52L88 53L90 52L89 53L90 55L87 52H86V54L84 53V55H81V57H83L82 60H79L81 58H79V59L77 58L78 60L77 59L76 60L75 59L73 60V58H71L70 56L66 55L67 56L66 57L65 55L59 54V53L53 54L55 56L54 57L53 55H51V53L49 54V51L46 48L44 50L42 47H38L37 48L39 51L36 48L34 49V51H32V50L29 51V52H25L24 51L25 53L22 52L21 50L18 51V49L16 51L18 53V56L20 57V59H25L26 60L28 58L29 59H32V58L35 57V59H33V62L31 60V63L32 64L30 63V65H31V66L29 65L30 67L28 65L23 66V67L20 66L19 67L20 70H23L24 68H26V69L30 70L29 71L30 73L33 70V73L34 74L36 72L35 76L38 75V77H41V76H43V75L45 76V74H47L49 68L50 69L51 68L52 69L54 68L53 70L55 71V74L52 77V79L50 80L49 85L47 84L50 87V89H51V90L49 89L48 94L52 95L53 97H59L60 94L61 95L67 94L69 96V94H70V96L68 98V103H67L68 105L67 106H68V108L73 109V111L75 112V114H78V116L80 117L79 118L78 116H76L78 118V120L81 121V123H83V124H85L87 126H93V125H95V126L97 125L98 127L101 126L99 129H100V132H102V133H100L99 136H98V138L100 137L99 138V141L101 143H99L98 145H99V149L101 147L102 148L100 149L101 151L100 150L98 151V146H97V149H94L95 155H97V153H98L97 156L92 155L94 153L89 154V155L87 153L86 155H88L89 157L88 156L86 157V155L85 156H83V155L82 156H80V155L78 156L75 153H72V152H69V151L61 152V153L59 152L58 155H62V156L64 155L63 157L65 159L64 158H62V159L63 160H66L67 163H68V160H70V161L72 160V162H74L73 160L77 161V164L75 163V165L73 167L71 166L70 169H69V165L66 162H64V163H66V165H68V166H65L66 168L68 167L67 168L68 171H66L67 169L64 171V168H63V172H66L65 175L67 177H69L70 179H72L73 181H75L76 178H78V175H80L83 172L84 168H85V169H88L87 172H90V170H91V172L93 171L92 173H94L95 175L94 174H91V175H93L96 178L95 180L98 181V183H100L99 186L101 185V183L103 185V186L102 185L100 186L101 188H99L100 190H98V191L97 190L95 191V189L94 190H91V192L93 191L92 193L88 192L90 190H87V194L88 193L90 195L92 194L91 195L92 197L90 199L91 201L89 199L87 200L88 202L85 201L86 202V205L83 203V210L80 211V214L83 217L82 218L83 221H80L79 223L72 222L75 225L80 224L78 226V228H76V229L81 230L80 232H83L86 235H89L88 233H90V236L89 237H86L84 235L86 237V239L88 238L87 240L84 238L83 233L78 232L80 234L79 235L80 239L83 237L82 238L83 239L82 241H80V240L78 241L77 240V239H79L78 237L76 239L77 241L73 242L74 239H75V237L67 236L69 238V240H68V238L66 236H64V237L63 236H60V237H63L64 239L63 240H62V238L61 239L60 238L55 239V240H58V241H60V240L63 241V242H61V241L58 242L59 245L56 244L57 243V241H56V243H55L56 246H54L55 244L53 243L54 244L53 245L51 243L53 240H51V241H48L50 244L48 242H44V243H48V246H46L47 244H45V246H44L43 243H42V241H41V240H43L42 237L40 235L39 236L36 235V237L35 236H32L33 238L31 237L32 240H30V242H29V245H31V246L28 247V245H27V248L26 249L28 251H26L25 250V247H26V244H28V243L25 242L26 238L24 240L22 239L23 241L21 240L19 243L21 245H23V243H25L24 249H23L24 251H20V249H19V251L17 252L18 248H21V245L18 244V242H14L13 243L14 246L11 245V248H13V247L15 248L16 246H19L20 245L17 248L16 252H14L15 254L17 253L16 256L19 258V259L17 258L18 260L16 259L17 262H18V264H25L26 261H25V259L23 257L28 252H30V251H32V252H30L31 253L30 255H36V253H38V252L40 254H42L43 252L44 253L45 252L46 253H49L51 255V258L52 259L53 258L55 259V260L54 259L53 260L56 261V263H57L58 260H59V262L61 261V263H57V264H63V263H67V262L70 263L71 258H72V255H68V253L70 254L72 252L70 250H68V247L71 248V246H73V249H72L73 250V255H75L74 252H77L78 249H79V253H80L81 252L80 249H81L82 252L84 251V254H86L87 256H90L91 257V260H93V262L91 260L90 261L93 264H95V262H97L96 264H100V262H101V264H114V262H115V264H125V263L126 264H130V263H128L129 262L128 260H130V262L133 261L132 264H134V262L139 258L138 255H136V254L132 255L131 254V257L132 256L134 257L135 255L138 256V258H136V256L134 257V259L136 258V260L132 259V261H131V257H128L127 258V256H130V254L125 253V250H123V249H122L123 251L121 249H118V250H121V251L118 252L117 251V248H116L115 249L116 252H114V251H112L113 248H109V249L104 248V246H102V244H100L102 242V241L100 242V240H104L103 242H105V240H107V239H109V240L112 239L113 240L114 237H116V236H113V233L111 232V230L108 233H107V231H104L103 232V230H101V228H100L101 227L100 226V222L101 221L98 220L99 217L97 216L99 214L100 215L106 214L105 216H107V217L109 216L110 217V218H108V220H105L104 219L105 221L104 220L103 221L104 222L108 221L112 225L114 224L112 227L115 230L112 229V231L119 232L117 238H115L114 241H119L120 239L122 241L124 239H126L127 241H129L131 239L129 236H133L132 237L133 239L135 237V240H137L136 238L139 239V236H140L142 238V240H143V238H144L143 235L146 234V231L148 229L147 227H149V225H150V224H147L150 221L146 222L148 219L151 220L150 218H148L150 216L147 217L148 219H145L146 221L145 220L143 221V219L146 218L144 216L149 215L148 213L146 215V212L145 211H150V210H148L147 207H144V206L142 207V204H139V206H138V203H139V201H140V203L141 202L143 203V201H148V200L151 199L152 196L148 197L149 195L147 196L144 193L148 189H146L144 192H143V190L145 189V185H146V188H148L147 187L148 186L147 183L148 184L150 183L149 181H151V180H149V179H151L152 176L149 178L148 176L151 175V174L149 175L150 172L146 169L145 166L142 167L141 165H143V162L144 161L150 159V156H151V159H157V155H155V154L156 153H158V154L160 153L159 146H157L158 142H157V140L155 138L153 140V138H151L152 135H150L149 133L147 134V133H144V132H138L135 129L134 130H131L130 129V130H127L126 132H124L118 126L119 123L110 122V121H108L109 122L108 123L107 120L105 122V120L103 119L106 116L107 112L109 111L108 109H110L111 103H112V105H114V104L117 105L119 101H123L125 99L124 97H127L126 99H128V95H126V93L128 94L129 91L135 92V90L138 91L137 92L138 94H141V95H138L136 93L137 94V97L139 96V99H138L139 101L144 98L142 100V103L139 102V101H137V100H135V99H137L133 95L135 93H130L129 92L130 97H132L133 99L132 98L130 99V97H129L130 100L128 99L129 100V104H131V105H129L128 102L125 99L124 101L127 102V104L125 103V106L126 105L133 106L135 104V106H138L139 107V105H137V104L141 103L142 106L144 107V104L145 105L146 104L148 105V103L146 101H144L145 98H146L148 100L150 99L149 100L150 103L152 102L151 103L152 105L150 104V106L152 108L150 106H149L150 108H148V107L146 108L147 105L145 106L146 109L144 108L145 109L144 111L148 112L147 114H151L153 112V115L152 116H154L156 118H162L166 112H169L170 113L169 110H171L173 112V114L175 115V117L174 116L170 117L171 115L168 117L169 113L168 114L166 113L165 116L167 118L164 116L165 118L163 119V121L166 122V120H168L170 122V124H171L170 125L171 126L170 128H172L173 125H175V126L177 125L176 128H174V130L175 129H178V130H175V131H176V133H177V131H179L180 132V136H181V138L179 137L180 139H178L179 141H177V143L179 145H181V146L184 145L185 147L188 148V151L191 152V154H189L188 156H185L189 152L186 151L187 153L186 152L184 153V150L177 151V153H178L177 159L179 160L180 166L181 165L183 166V169L184 170H185V166L186 165H183V164H186V162L188 163V161H186L188 159L184 158V156L187 157V158H189L190 156L193 155L192 157L195 158V160L193 158H191V157H190V159L191 160L193 159L195 161L194 162L195 164H193L194 166L197 165V167L196 166L195 167L193 166L194 168L201 169L205 165L204 166V169L202 168L201 170H205L206 165L207 166L210 165V161L208 162L206 160H208V157L211 160V156H212L213 161L212 160L211 161L214 162V163L211 162V165L213 164L215 166L214 167L212 166L213 168L211 166H209V167L212 168V169L210 168L209 171L212 170V172H214L213 169H216V167L218 165L219 166V169L217 167L218 170L216 169V171H217V173L219 172L220 178H219V175L216 176L217 173H215V172L213 173L216 176L215 177L212 174V172H211V174L213 176H210V174L208 173L209 174L207 176L209 178V181H208L206 175L204 174L205 171L203 173L204 175L202 173H200L201 174L200 175L199 174L200 171L198 170V172L196 171L195 174H194L196 179H194L193 178L194 176H192V178L194 180H191V179H189V180H191L190 182H193V181H195V180L197 181V179H199L198 180V181H200L199 183H202L203 180L205 182V178H206V180L209 183L211 182L210 185H209V187H212V185L214 184L215 189L217 190V192H219V195H221V197L223 198V200L220 198V201H222L220 203H221V205L223 203L222 208H223V211L224 212L222 211V215L224 214V216H225L224 218H226V225H227V227L229 228V230L237 231L238 234H239V237L240 236H245L247 238V244H250L251 241H253V238L251 237V235H254V232H256L253 229L254 228L256 229V227L258 229V227L261 226L260 224L264 223V220H263L264 219V216H263V214H264L263 213L264 212V112H262V111H264L263 110L264 109V106H263L264 105V82L260 81V80L263 79L262 77H261L262 79L261 78L259 79V76L263 75L264 70L261 68L263 70V72H262V70H258L259 68H257V67H261L263 64L262 65L259 64L260 66H257V63H259V62H257V60H255L257 56L254 57L255 56L254 53H256V52H254V50H253L254 47L252 45L253 43H251V38H250L251 36H248L249 34L247 36L243 35V34H245V32L243 31V28L244 27L242 28V25H241V28H239L238 26L237 27L236 26H233V27L228 26L229 24H226L224 26L221 23L222 22V15L221 14L223 13L222 11H224V12H227V11L226 10H223L222 7H221L222 10L219 7H217L216 5H218V3L217 4H214V2H216L217 0H215L214 2L212 0H186V2L184 0H168V1L167 0H165V1L163 0L162 2L160 1L159 2L160 4L159 3L157 4V6H159V10H157V11H161V10L163 11V12L162 11L159 12L160 13V14H158L159 16L157 15L158 16V20H160L159 18L161 17L160 23H159L158 20H157L156 23L155 22L148 23L145 19H142L145 15L142 14L143 11L140 10V8H138V7L136 8L137 10L138 9L140 10L139 12L136 9H129V10H131V11H129L127 9L130 8V6H128V8H127L126 6H123L122 7L120 5L121 0H117L118 2L115 0L113 2V4H112V1L113 0L112 1L108 0L107 3H106ZM109 1L111 2V4H109L110 3ZM166 1H167V3H166ZM198 1H204V2L202 3V2H198ZM205 1L206 2L207 1L209 2L210 1L209 2V6H208V2L206 4H204ZM71 2H72V4H71ZM71 2L68 5H71L72 6V7L69 6L70 9L72 8L71 9L72 13L71 12L70 13H71V16H74L76 14V12L78 11V10H76V7H77V9L79 8V10L81 9L80 7H81V4H82V0H71ZM103 3H106V5L109 4L110 6L111 5H113V6H111L109 8L108 5L107 6L102 5ZM37 4H35V5H37ZM75 4H77V5L75 6ZM78 4H79L80 7L78 6ZM114 4H116L117 6H115ZM212 4H214V6ZM18 5H20V3ZM73 5H74V7H73ZM99 5H101V7ZM118 5L121 6V7H119ZM103 6L104 7H108V8L106 9ZM215 6L217 7V9L219 8L218 9L219 11L216 9ZM5 7H6V5H5ZM5 7H4V9H5ZM36 7L34 6V8H36ZM46 7H48L47 9H49V11L46 9ZM124 7L127 8V9H124V11L127 10V12L126 11L125 12H123V11L122 12L121 11L118 12L117 11V10H122V8H124ZM112 8L113 9L114 8L116 9V10H113V11L111 10L112 12H114V13L115 12H118L119 14L118 13H115V14L112 13L111 14V12L109 10L112 9ZM213 8H215L216 12L218 11L217 14H216V12L214 11ZM104 9H105V11H104ZM98 10H100L101 12L98 11ZM0 11H1V8H0ZM36 11H34L33 13H36ZM74 11H76V12L73 15ZM155 11H156V9H155ZM157 11H156L155 14H157ZM210 11H212V13ZM31 12H30V14L32 15ZM109 12H110V15L108 14ZM129 12L132 15L134 14V16H136V17L134 18V16L132 17V15H130V17H126V15L124 13H128L129 14ZM96 13H97V15H96ZM214 13L216 14V16L217 15L218 16L220 15V17H221L220 20L217 19L218 16H217V18H215V19H217V21L218 20L220 21L219 23H217L216 20L214 21L212 19L213 17H216L215 15L213 16ZM34 15H39V14L36 13ZM160 15H163V16H160ZM40 16L41 15H39V17ZM45 16H47V17H45ZM69 16H70V14H69ZM96 16H99L98 17L99 19L98 18L96 19ZM127 18H130V19H127ZM120 19H122V20H120ZM123 20L125 22H123ZM132 20H133V22H132ZM142 20H143V22H141ZM91 21L88 22V25L90 24V26H91V23H92ZM136 21L139 22V23H137ZM62 22H64V23H62ZM78 22H79V24H78ZM113 22L117 23V25L120 28H123V29H124V27L125 28H127V27H129V28L130 27H134L131 30H134L135 32L137 30H138V32L141 31L140 32L141 35L139 33H138L139 35L135 34V36H137V37H134V39H132V44L131 45H133L132 46L133 48H131L132 49V51H131L132 54L130 56H133L134 59H132V60H135V61L132 62V60H131V62L134 63V62L137 61L136 63H140L141 61H143L140 64V65L143 66V67L142 66L141 67L142 68L147 67L146 69H148V70H149V67L147 65L146 66H144V65H145V63L146 64L149 63L148 65L150 66V68H151L150 70L151 71H148V72L151 73V74H153V75H150L149 77H152L153 76V78H150L149 79V77H148L147 79H145L144 81H142L141 79H139V77L136 78L137 75H136V77H133L134 76V74H133L134 72L132 73L130 71L136 69L135 67H133V65H135V64H133V65L130 64L129 67L127 66L128 69H126V63L127 62L124 64L125 61L123 62V61H121L118 58L116 59V58H113L112 57V59H111L109 57L111 55V53L109 54V51L112 52V47H111V44L109 45L110 42H109V40H107V36L106 35H108L107 33H109L110 30L112 29V27L114 25ZM143 23H145V24H143ZM77 24L79 26L80 25H83L81 18L78 19V21L76 23V26H74L75 29L77 27ZM149 24H152V25H150L151 26L150 28L152 30L151 32H153L155 30V32H153L154 35H153V33L150 34V35L149 34H146V33H151L149 31L150 28L148 27ZM159 24L161 25V27H160ZM220 24H222L224 27L223 26H219ZM214 26H216V27H214ZM226 26H228L229 28L226 27ZM5 28L8 29L7 27H5ZM142 28H143V30H142ZM221 29H222L223 32L221 31ZM142 31L145 33V35L142 34ZM239 31L240 32L243 31L242 32L243 34L242 35H239L240 34ZM14 32H18V30L8 31L7 32L8 34L7 33L6 34L9 36L8 37L9 39L6 37L7 35H5V37H3L4 39L3 38H0V41L2 40V42H3V40H4L3 43H5V41H6V44L7 45H10V47L13 48V45L15 43L13 44L12 42L13 41L15 42V40H17L16 38H18V37H15V36H19V35H17L18 33H16V35L14 36ZM10 33L12 34V36L10 35ZM47 33H48V31H47ZM70 33H72V32H70ZM74 34L76 36L79 35V34H77V32L74 33V31H73V33L70 34L69 37L71 35H72V37L75 36ZM228 35L231 37V39H230V37ZM238 35H239V40H238ZM31 36H33V35H31ZM150 36H152V37H150ZM244 37H246V38H244ZM10 38H12V42H10L11 41ZM14 38H15V40H14ZM236 38H237V40H236ZM32 39H34L35 42H38L39 41V39L36 38V37L35 38L34 37L31 38L30 41ZM159 39L160 40L162 39V40L160 41ZM40 40L42 41V39H40ZM34 41L32 40L31 42L33 43ZM2 42H0V43H2ZM42 42H44V39H43ZM42 42L40 44H35V45H41ZM44 43H46V42H44ZM134 45H136L137 47L134 46ZM109 46H110V48H109ZM167 47H169L170 49L167 48ZM172 47H173V49H172ZM201 47L202 48L204 47V48L202 49ZM40 48L43 49V50H41ZM199 48L202 50V52H201V50H199ZM140 49H142V50H140ZM204 49L207 50L206 53H205V50ZM113 50H114V48H113ZM45 51L46 52L48 51V55H47V53ZM94 51L95 52H100L101 53L100 55H102V54L103 55L102 56H99V58H98V56H96V54H94ZM138 51H140V52H138ZM170 51H172V52H170ZM248 52H249V55H248ZM251 52H252V55H251ZM104 53L106 54V56H105ZM202 53L203 54L205 53V55H203ZM87 54H88V56H87ZM93 54H94L95 57L93 56ZM56 55H58V56H56ZM73 55L74 54H72L71 56H73ZM51 56L53 58H51ZM249 56L250 57L253 56L255 58V59L253 58V60L256 61V67L254 66L255 65L254 63L250 64V62H252L253 60L249 61L248 60L250 58ZM220 57H222V58H220ZM43 58H45V59H43ZM88 58H89V61H92L93 63H95L94 64V68L96 67L97 69L96 70L94 69L95 72L94 71L93 72H94V75L96 77H99V79H98L99 86L106 87L105 90L103 89L105 93H107V90L108 89L110 90V88L112 86L113 87L115 85L120 86L119 87V91L121 90L120 92L118 91V87L115 86V88H117V93L119 92L121 94V92H122V94H121L122 96L118 93V96L119 95L121 96V98L119 96V98L121 100L118 97H116V92H115V98L117 100L119 99L118 102L116 100L117 103H114L115 102L114 98H113L112 102H110V99H108V100L103 99L102 100L103 97L101 96V98H100V95L96 93V90L95 89L92 90L89 87V86L92 87V85H91V83H92L91 78H90V80H89V78L87 79V76L88 75H89L88 77H90V73H88L89 72L88 71V68L86 70V66L83 67V65H82V64H85V61H88ZM95 58H97V59H95ZM119 58H121V57H119ZM215 58H217V59H215ZM251 59H252V57H251ZM45 60H47V61H45ZM258 60H259V58H258ZM260 60H261V58H260ZM89 61L86 63V65L88 63H90ZM205 61H207V62H205ZM97 62L100 63L99 64L100 66L105 67V68L102 69V67H99V65H98ZM261 62H264V61H261ZM79 63H82V64H80L81 66L78 67ZM102 64H104V65H102ZM248 64H249V66L247 67ZM62 65H64V66H62ZM97 65L99 67V70H98ZM250 65L251 66L253 65L254 67H251ZM46 66L48 67V69H47ZM131 66L133 67V69H131L132 68ZM63 67L65 69L66 68L67 69L65 70ZM250 67L254 71H251L250 70ZM137 68H138V66H137ZM142 68H141V70H142ZM211 68H212V70H211ZM76 69H78V70H76ZM207 69H208V71H207ZM248 69L251 72H253L255 75L252 73V79H248V80H251V81H250V83L248 81V85H247V80L243 79V77L244 76H247L248 77V75H246L248 72H250ZM113 70H115V71H113ZM128 70H130V71H128ZM143 70H145V69H143ZM76 71H78V75H80V77L83 78V79L80 80L79 79L80 77L78 78V76H77L76 79L74 78L75 80H77V81H75L76 84L74 83L72 85L71 83L74 82V80L71 83H70V81H71V78L73 77V75H77V74H75V73H77ZM84 71H86V72L88 71L87 72L88 75ZM43 72H44V74H43ZM39 74H41V75L39 76ZM131 74H133V76H131ZM130 76H131V78H130ZM250 76H251V74H249V77ZM255 76L256 77L258 76V78H256ZM84 77L86 79H84ZM247 77H246V79H247ZM110 78H111V80H110ZM256 79H258V80H256ZM23 80H29V77L28 78L25 77V78H23ZM170 81H171V83H170ZM244 81H246V82H244ZM259 81L261 83H259ZM1 82H4V81L2 80ZM88 82L89 83L91 82V83L88 84ZM254 83H256V84L254 85ZM4 84L7 85L6 82H4ZM101 84H103L104 86H102ZM110 84L112 86H110ZM171 85H172V87H171ZM20 86L23 87L20 84V82H18L17 87L21 88ZM254 86H255V88H254ZM192 88H193V90L195 91L196 94H198L199 91H200V93L198 95H196L195 93L192 92V94H195V95H192L191 98H190V100H189L188 98L191 95V91H193ZM194 88H197L199 91L196 90V89H194ZM250 88H252V89H250ZM189 89H191V91ZM184 90H188L190 92V93L186 92V95L189 94L187 96V98H185L186 97L185 96V93L183 94L184 98L181 95L184 92ZM253 90H255V91H253ZM257 90H258V93H256ZM260 91H261V93H260ZM163 92H166V93H163ZM255 93L257 94V96H256ZM72 94H74V95H72ZM131 94H132V96H131ZM140 96H144V97L143 98H140ZM258 96H259V98H258ZM95 97H96V99H95ZM173 97H175V98H173ZM122 98H123V100H122ZM162 99H163V101L164 100L165 101L163 102ZM192 99H194V100H192ZM131 100L133 102L135 101L134 104H132V102H130ZM103 101H105V102H103ZM106 101H107L108 104L106 103ZM169 101H170V104L172 103L171 104L172 107H174L173 106V105H175L174 102H176V105L175 106H177V108L179 106L178 104L181 103L180 105H182V103H184V101H185L186 102L185 103L186 106L184 107L183 106L184 104L182 105L183 107L180 106V108H182L185 111L182 112V110H179L178 109L179 112H180L179 113L177 111V108H174L175 109L174 110L172 107H170V104L168 103ZM136 102H139V103H136ZM143 102H146V103L143 104ZM70 103H72V104H70ZM158 103H160V105ZM190 103L194 104L195 107H197L198 109L195 108ZM105 104H107V106ZM119 104H121V103L119 102ZM189 104H190V106L194 107V109H197V110H194V112H193L192 107H190L192 110H189V108H188L189 107ZM163 105H168L167 107L169 108V110L166 111L167 110V107H165V106L162 107ZM187 105H188V107H187ZM142 106L140 105V107H141L140 109L143 112ZM260 106L261 107L263 106V107L261 108ZM18 107L20 108V106H18ZM102 107H104L105 109L103 110ZM170 108H172V109H170ZM185 108H188V110L185 109ZM100 109H102V111H100ZM147 110H149L150 112L147 111ZM103 111H107V112H105L103 114ZM162 112L163 113L165 112V113L163 114ZM175 112H177L179 114H177ZM143 113H145V112H143ZM176 114H177V116H176ZM180 114H181V116H180ZM157 115H159V116H157ZM168 118H172V120L175 118L174 119V120H176L175 123H174V120L172 122ZM176 118L177 119L179 118L178 119L179 121ZM102 120H104V121H102ZM17 121L22 124V122L20 120H17ZM97 122L100 123V124H98ZM101 123H103V126H102ZM114 123L117 124V125H115ZM182 126H183V129H182ZM211 126H213V129L214 130H212ZM179 127H180V129H179ZM206 127H208V129ZM26 128H27V126H26ZM118 128H120V130ZM209 128H211V130ZM27 129H30L31 130V128L29 126H28ZM27 129L24 128L25 131H27ZM22 130L20 129L19 132L22 131ZM191 131H193V132H191ZM21 133H23V131ZM30 133L31 132L29 131L28 134H30ZM193 133H194V135H193ZM177 134L179 135V133H177ZM232 135H234V136H232ZM236 135H238V136H236ZM235 137H237V138L234 139ZM149 138H151V140ZM240 141H242V142H240ZM179 142H181V144ZM33 145L34 144H32L31 147ZM37 145H39V143H37ZM94 145H96V144L94 143ZM94 145H92V147L93 148H96ZM39 146L40 147H47L46 145H41V144ZM153 146L156 147L155 148L156 150L153 149L154 148ZM188 146H190V147H188ZM50 147L53 148L54 146L53 147L50 146ZM133 148H134V151H133ZM28 149H30V146L28 148H26L25 145L21 147V150H24V151L26 150V153L25 154L29 156L30 153H29V151H27ZM129 149H130V151H129ZM191 149L192 150L195 149V152L193 150V153H192ZM153 151H155V152H153ZM198 151H200V153H198ZM67 152H69L68 154H71L70 157H69L68 154H65ZM182 153H184L185 155L182 154ZM201 153L203 155L205 154L203 156V157H205L204 159L201 158L202 156L200 157V155H202ZM214 153H215V155H216V153H219V154L215 156ZM145 154H147L146 156H148L149 158H147L145 156ZM149 154H151V155H149ZM153 154H154V157H153ZM198 154H200V155H198ZM197 155L199 156V157H197L198 161L196 159V156ZM206 155H208V156L206 157ZM77 156L79 158L80 157H83V158H81L83 160L80 159V162H79V159H78ZM158 157L160 158V156H158ZM182 157L184 159H186V160H184ZM84 158H87L88 160L87 159H84ZM199 158H201L203 160L202 161V164H203L204 160L207 158L205 160V164H203V165L200 164L201 162L199 161L200 160ZM214 158H215V161H214ZM218 159H220V160H218ZM51 160L52 161H50V162L48 160H46V161L49 162V164L55 163L54 166H57L56 164H58V161H60L58 159L57 160L51 159ZM140 160L143 161V162L141 161L142 164H141ZM196 161L198 163H196ZM39 163L40 162L36 163V165L34 163V168L38 167L39 165H37V164H39ZM78 163L81 164V165H79ZM190 163H193V161L190 162ZM190 163H188V165L186 166V169L188 168V166L189 167L192 166V164H190ZM215 163H217V164H215ZM138 164H139V166H138ZM199 164L201 166L200 168L198 167ZM182 166H181V168H182ZM105 167H106V169H105ZM209 167H206V168H209ZM71 168H72V170H71ZM144 168L146 169L147 173L144 170ZM194 168H193V170L195 171ZM38 169L41 170L42 167L40 166V167H38ZM92 169H95V170H92ZM96 169L98 171H96ZM81 170H82V172H81ZM84 171H86V170H84ZM196 173L199 174V177L200 176H202V177L205 176V178H201V177L198 178V175H196ZM69 174H70V176H69ZM76 174H77V176H76ZM206 174H207V172H206ZM14 176H15L14 174L13 175L11 174L9 176L7 175V177L6 178L3 177L2 180L3 181L9 180L10 182L12 180L13 183H15V184L17 183L16 185H19L20 187H22L20 185L21 184L20 183L21 181H19L16 177L14 178ZM159 177L162 178V176H159ZM212 177L213 178L215 177L216 179L215 178L214 179L217 180V181L212 182V180H213ZM221 177H222V181L220 180ZM201 180H202V182H201ZM151 183H152V181H151ZM152 186H154V185L151 184L149 186L150 191L148 190V192H146V194H148L149 192H151L152 191V188H153V190L154 189L156 190L155 186L154 187H152ZM94 194H95V196H93ZM101 194H103V195L101 196ZM142 194H144V195H142ZM150 195H151V193H150ZM103 196L106 198L105 200L102 199ZM158 197L159 196H157V198ZM119 198H120V200H119ZM92 200H94V202ZM99 201H100V203H99ZM225 206L228 208V211L226 213H225L226 210H224ZM88 207L90 209H88ZM139 207H141V209L142 208L143 209L145 208V209L144 210L143 209L141 210ZM137 209H139V210H137ZM137 211H140L141 213L140 212H137ZM143 211H144V213H143ZM16 212L17 211H15V212H9L8 211L7 213L5 212V215L9 214V216H13V217H16L17 218V215L15 214ZM98 212H100V213L98 214ZM261 215L263 217H261ZM95 219H97V220H95ZM109 219H110V221H109ZM97 222L99 223V225H98ZM164 222L166 223V221H164ZM135 224H136V228H134V225ZM139 224H140V226H139ZM163 224L164 223H162V224L158 223V224H153L152 225V223H151V227L152 228L150 229V227H149V230L150 231H147V232H149V233H147L149 239L147 240L148 237L146 235H145L146 238H144V242L143 243H146L147 241H149V244H148L149 250H148V247L146 245L148 242L146 244H144V245H146V247H145L147 249L146 251H148V252L152 251V253H153L152 254L150 252L152 255L151 254H147V255H149L148 257H150L151 260H152V262H153L151 264H158V263L160 264V262L157 263V261L158 260L160 261L161 259H163V260H161L163 263L162 262L161 263L162 264H165L166 262L164 261V259H166L167 256L168 257L169 256L171 257V255L177 254L176 252H174L175 249L177 250V247L179 248L180 246H183L184 247V245L186 244V243L184 244V242H187L186 236H184V235L183 236L174 235V233H173L174 232L173 231L174 228H173V226L171 224L169 225V222H168V224H166V228L170 232L169 233H166L167 231H164L165 232L164 233V237H165V234L166 235L169 234V236L172 237V239L174 240L173 237L177 236V237H175L176 243L174 241L175 245L174 244H171V245H173V246H171V248L172 247L173 248L176 247V248L173 249L174 251L172 249H170V247H169L170 245L169 244L170 243H173V242H171L173 240H169L168 241L167 238H164L163 237V233H162L163 230L162 231L161 230L158 231V230L153 229V227L155 228L156 226H158V225L161 226ZM258 224H259V226H257ZM75 225L72 224V226H75ZM137 225L139 226L140 229H142L144 227L142 230L143 231L146 230V231L145 232H142V230H141V232L143 234L140 231L139 232L142 235H140V234L138 235L137 234L138 236H134V235H136V230L139 229V228L137 229V227H138ZM141 225H146V226L148 225V226L147 227H145V226L142 227ZM263 226L260 227L261 230H262V228L264 229ZM114 227L117 228V231H116V228H114ZM258 230H257V232L262 233L263 234V237H264V230H262V231H258ZM155 231H157V232H160L161 231V232H160V234H157V233H155ZM252 232H253V234H252ZM81 234H82V236H81ZM91 234L95 235L100 240L98 238H96L97 240L96 239L95 240H92L95 237L92 236V239H91ZM128 234H132V235H128ZM23 235H25V234H22L21 235L23 238L27 236V235L26 236H23ZM114 235H117V234H114ZM122 235H124V236H122ZM171 235H173V236H171ZM169 236H168V238L171 239ZM127 237H129V238H127ZM37 238H39V239H37ZM90 239H91V241H90ZM117 239H119V240H117ZM133 239H131L132 241L130 240L131 242L129 241L130 243L127 242V243H129L131 245V247H132V244H131L132 242L134 244L138 242V241L136 242L135 240H134L135 241L134 242ZM259 239H260L259 243L261 241H263L261 243H264V240H263L264 238L262 240H261V238H259ZM55 240H54V242H55ZM178 240L180 241V245L178 244L179 246L176 245L177 242H178ZM65 241H68V243H69L68 244V247H67V250L70 251V252H68L65 249L68 252L67 254H65L64 253V249H62L64 247L63 245H66L67 246V244H66ZM96 241L100 245L97 244ZM91 242H95L97 246L95 245V243H93L95 245L94 246ZM38 243H40V244L38 245ZM41 243H42V245H41ZM77 243H78V245H77ZM120 243H123L124 244V242H121V241H120ZM15 244H16V246H15ZM124 245H126V244H124ZM130 245H126V246L128 247ZM194 245H195V243L192 244V246H194ZM262 245L263 244L258 245L257 247L258 248H259V246L262 247ZM32 246H35V248L34 247H33L34 249L33 248H30ZM39 246L42 247V248H40ZM60 246H62V248ZM1 247L3 248V245H0V248ZM92 247H93V249H92ZM121 247L124 248L122 245H121ZM127 247L124 248V249H127ZM239 247H236V248L239 249ZM28 248H30V249H28ZM227 248L228 249L225 248V251L223 253V257H224V255H226L225 252H227L229 250L230 245H228ZM255 248H256V245H255V247L253 249H255ZM129 249H131V248L129 247L127 250H129ZM181 249L182 248L180 247V251H181ZM50 251H51V253H50ZM172 251H173V253H172ZM24 252H27V253H24ZM121 252H124V254H122ZM97 253H98V255H97ZM180 253L181 252H179L178 254H180ZM91 254H92V256H91ZM114 255H115V257H113ZM209 256L210 255L208 254L207 257H209ZM150 258H149V260H150ZM209 258H211V256ZM219 258H218V260H216L217 263L219 262L218 264H220V262H221V261H219ZM67 259L70 260V261H68ZM114 259H116V260H114ZM221 259H223V258H220V260ZM22 260H23V262H22ZM64 260H66V261L64 262ZM120 260H122V261L125 260L126 262L123 261L122 263H118V261L120 262ZM193 260L196 261V259H193ZM199 260L200 259L198 258V261ZM200 261H203V260H200ZM216 261H215V263H216ZM223 261H224V259H223ZM213 262L210 261L209 264H211ZM248 262H249V260H245V264H247ZM198 263L197 262H194V264H198ZM8 264H11V263H8ZM202 264H204V261L202 262ZM221 264H222V262H221Z\"/></svg>", "mask_w": 264, "mask_h": 264}]
</instances>
